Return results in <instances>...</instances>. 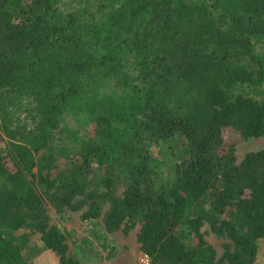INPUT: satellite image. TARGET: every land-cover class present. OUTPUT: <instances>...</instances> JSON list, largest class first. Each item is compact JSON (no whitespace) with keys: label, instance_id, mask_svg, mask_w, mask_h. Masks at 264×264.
Here are the masks:
<instances>
[{"label":"trees","instance_id":"obj_1","mask_svg":"<svg viewBox=\"0 0 264 264\" xmlns=\"http://www.w3.org/2000/svg\"><path fill=\"white\" fill-rule=\"evenodd\" d=\"M223 131L264 137V0H0V264H80L47 204L108 206L152 264H255L264 150Z\"/></svg>","mask_w":264,"mask_h":264},{"label":"rangeland","instance_id":"obj_2","mask_svg":"<svg viewBox=\"0 0 264 264\" xmlns=\"http://www.w3.org/2000/svg\"><path fill=\"white\" fill-rule=\"evenodd\" d=\"M256 100H260L256 97ZM31 125V124H30ZM86 134L91 137L95 130L94 123L87 119L84 122ZM0 140V153L5 151L6 138L2 136ZM222 151H227L229 147H233L235 151L236 163H240L243 157L248 153L259 152L264 150V137L248 140H242L238 134L234 132L223 131L222 133ZM58 170L63 169L66 163L60 159L57 163ZM58 170H53L55 173ZM159 177L171 179L169 168L161 166ZM123 190L122 185H118L116 195L120 196ZM47 213L50 223L55 225L67 236V244L70 253L78 259L80 264H136L137 256L140 252L139 245L136 242V235L139 226H136L128 235H124L122 228L109 234L104 230L102 218L108 210L105 206L101 210L97 219L83 221L81 214L86 210L72 213L65 211L56 213L54 209L47 204ZM204 234L205 241L213 247L217 257L222 254V245L225 240L215 237L210 233L207 226L201 229ZM20 232L14 233L19 236ZM20 239V238H17ZM33 244H41L38 236L31 237ZM33 264H58L56 256L50 251H43L37 258L33 260ZM255 264H264V239L258 241V251Z\"/></svg>","mask_w":264,"mask_h":264},{"label":"built area","instance_id":"obj_3","mask_svg":"<svg viewBox=\"0 0 264 264\" xmlns=\"http://www.w3.org/2000/svg\"><path fill=\"white\" fill-rule=\"evenodd\" d=\"M136 264H152V261L148 254L140 252L137 256Z\"/></svg>","mask_w":264,"mask_h":264}]
</instances>
